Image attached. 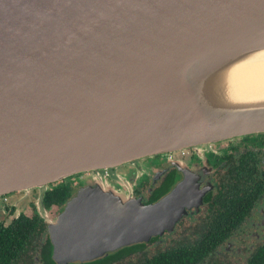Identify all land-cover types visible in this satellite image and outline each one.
<instances>
[{
	"label": "water",
	"instance_id": "95a60500",
	"mask_svg": "<svg viewBox=\"0 0 264 264\" xmlns=\"http://www.w3.org/2000/svg\"><path fill=\"white\" fill-rule=\"evenodd\" d=\"M259 50L264 0H0V197L264 132V95L214 78ZM96 179L49 223L59 264L172 231L204 194Z\"/></svg>",
	"mask_w": 264,
	"mask_h": 264
},
{
	"label": "flooded vegetation",
	"instance_id": "af4514ba",
	"mask_svg": "<svg viewBox=\"0 0 264 264\" xmlns=\"http://www.w3.org/2000/svg\"><path fill=\"white\" fill-rule=\"evenodd\" d=\"M95 176L144 204L160 201L186 180L204 194L172 231L66 264H264V132L69 176L45 192L1 196L0 264H59L49 223L82 188L95 185ZM60 188L63 202L48 204V194Z\"/></svg>",
	"mask_w": 264,
	"mask_h": 264
},
{
	"label": "bare ground",
	"instance_id": "6f19581e",
	"mask_svg": "<svg viewBox=\"0 0 264 264\" xmlns=\"http://www.w3.org/2000/svg\"><path fill=\"white\" fill-rule=\"evenodd\" d=\"M224 63L214 78L219 77L228 82L226 85L232 99L238 100L237 92L241 91L264 95V50L246 52ZM217 85L208 86H212L210 90H216Z\"/></svg>",
	"mask_w": 264,
	"mask_h": 264
},
{
	"label": "trees",
	"instance_id": "16d2710c",
	"mask_svg": "<svg viewBox=\"0 0 264 264\" xmlns=\"http://www.w3.org/2000/svg\"><path fill=\"white\" fill-rule=\"evenodd\" d=\"M66 194V191H63L60 189H56L54 192L49 193L47 196V203L50 204L52 202L61 204L64 200V196Z\"/></svg>",
	"mask_w": 264,
	"mask_h": 264
},
{
	"label": "rangeland",
	"instance_id": "374dc122",
	"mask_svg": "<svg viewBox=\"0 0 264 264\" xmlns=\"http://www.w3.org/2000/svg\"><path fill=\"white\" fill-rule=\"evenodd\" d=\"M95 180V179H94ZM113 186V185H112ZM117 189V188H116ZM120 191V190H119ZM52 221H54V220H52ZM51 222V221H50Z\"/></svg>",
	"mask_w": 264,
	"mask_h": 264
}]
</instances>
